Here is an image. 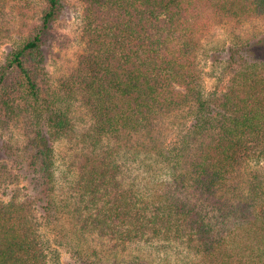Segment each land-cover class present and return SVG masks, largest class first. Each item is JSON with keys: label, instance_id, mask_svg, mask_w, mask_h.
Returning a JSON list of instances; mask_svg holds the SVG:
<instances>
[{"label": "trees", "instance_id": "trees-1", "mask_svg": "<svg viewBox=\"0 0 264 264\" xmlns=\"http://www.w3.org/2000/svg\"><path fill=\"white\" fill-rule=\"evenodd\" d=\"M43 2L0 66V128L25 125L32 186L0 201V264H49L61 218L114 249L264 264V38L231 50L221 92L201 58L213 23L264 20V0H84L88 46L59 84L45 48L62 0ZM25 5L0 0V42Z\"/></svg>", "mask_w": 264, "mask_h": 264}, {"label": "rangeland", "instance_id": "rangeland-1", "mask_svg": "<svg viewBox=\"0 0 264 264\" xmlns=\"http://www.w3.org/2000/svg\"><path fill=\"white\" fill-rule=\"evenodd\" d=\"M43 1L24 0L28 4L23 7L25 9L13 11L11 8L8 16L10 20L7 21H10L14 33L12 37L0 42V66L9 48L20 44L22 39L28 36L26 30L40 21ZM85 9L84 0L61 2L58 18L51 31L52 40L45 48L47 67L56 84L71 74L77 66L79 56L88 46ZM203 38L201 58L204 66V86L207 92H221L226 89L230 78L228 64L231 50L264 38V20H254L240 26L233 22L213 23ZM260 47L259 50L262 48ZM24 127L25 125L19 122L6 130L0 128V201L9 202L15 193L24 195L32 189L26 179L25 168L17 162L26 143ZM67 144H57L60 154L66 151ZM43 234L49 264H203L198 256L189 255L187 251L175 253L162 250L158 246L134 245L127 249H114L94 234H82L80 226L67 218L45 225Z\"/></svg>", "mask_w": 264, "mask_h": 264}]
</instances>
